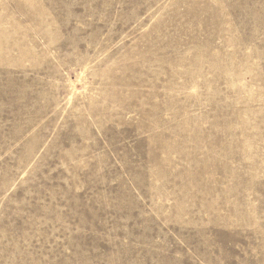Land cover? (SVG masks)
Returning a JSON list of instances; mask_svg holds the SVG:
<instances>
[{
    "label": "rangeland",
    "instance_id": "rangeland-1",
    "mask_svg": "<svg viewBox=\"0 0 264 264\" xmlns=\"http://www.w3.org/2000/svg\"><path fill=\"white\" fill-rule=\"evenodd\" d=\"M0 264H264V0H0Z\"/></svg>",
    "mask_w": 264,
    "mask_h": 264
}]
</instances>
